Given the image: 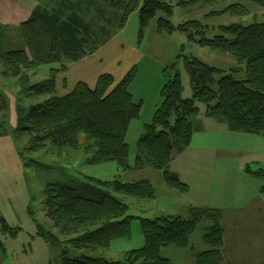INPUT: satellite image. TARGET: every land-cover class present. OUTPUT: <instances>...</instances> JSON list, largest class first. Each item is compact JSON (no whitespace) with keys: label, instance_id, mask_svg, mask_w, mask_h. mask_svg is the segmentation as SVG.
<instances>
[{"label":"trees","instance_id":"trees-1","mask_svg":"<svg viewBox=\"0 0 264 264\" xmlns=\"http://www.w3.org/2000/svg\"><path fill=\"white\" fill-rule=\"evenodd\" d=\"M37 1L30 19L17 28L25 44L23 49H5L6 31L10 29L0 25L2 76L18 79L26 101L38 99L30 103L29 108L19 106L17 132L28 139V152H38L47 143L58 149L77 146L80 134L84 133L94 139V144L86 145V153L93 155L90 163L117 160L126 166L130 151L127 132L132 121L140 118L143 108V101H135L130 90L136 67L119 82L114 75L103 74L94 88L80 82L65 95L57 91V77L66 72L70 64L95 55L125 27L135 11L140 18L141 37L150 22L161 14L157 19L159 30L179 31L192 42L233 55L240 64H246V77L239 79L235 76L238 70L227 74L197 58L185 57L193 90L192 98L188 99L182 95L178 62L166 68L169 77L161 91L162 102L138 142L139 168L149 164L164 173L165 182L172 188L186 190L187 186L170 167L177 154L190 146L195 132L203 129L198 103L206 105L208 117L226 124L231 131L264 137V22L211 28L193 20L174 26L169 19L174 6L168 0H143L142 3L140 0ZM227 1L191 0L178 5L199 2L217 6ZM247 1L264 8V0ZM247 13L244 5L235 3L212 11L207 17H242ZM216 29L219 34L208 38V31ZM53 64L60 67H52L48 79L33 82L41 66ZM3 97L0 93V102L5 101ZM33 163L45 168L39 162ZM258 175L263 176L264 172ZM111 187L141 198L155 197V187L150 181L104 182L71 175L67 180L47 186L46 217L62 238L52 231L39 235L52 246L65 244L57 264H172L161 255L162 249L189 247L191 237L206 221L211 222L204 236L209 249L197 254L196 264H227L223 254L222 212L197 207L190 208L186 217L140 219L144 247L126 253L123 261L108 260L104 250L109 249L114 240L130 237L134 218L125 216L129 207L112 194ZM0 230L17 235L1 216ZM0 250L5 253L1 240Z\"/></svg>","mask_w":264,"mask_h":264},{"label":"rangeland","instance_id":"rangeland-1","mask_svg":"<svg viewBox=\"0 0 264 264\" xmlns=\"http://www.w3.org/2000/svg\"><path fill=\"white\" fill-rule=\"evenodd\" d=\"M168 1L174 6V13L169 17L174 26L193 20L201 21L211 28L234 24L249 26L264 22V8L247 0H228L217 6H205L199 2L194 5H178L182 1L191 0ZM235 3L244 5L248 13L242 17H207L212 11ZM160 16L150 22L141 37L140 18L138 11H135L113 39V45L117 47H113L112 67L116 71L112 70V75L119 82L136 67V76L130 90L135 101H143L140 118L132 121L127 132L130 151L126 166L117 160L90 163L93 155L86 153V145L94 144V139L84 133L80 134L77 146L58 149L47 143L38 152H28V139L17 132L19 106L29 108L30 103H36L38 99L26 101L18 79L3 77L4 69L0 67V93L5 99L0 102V216L17 231V235L13 236L10 232L0 230V240L5 247V253L0 250V264H57L65 244L52 246L39 235L52 231L62 238L54 229L53 222L46 217L45 192L49 184L67 180L71 175L82 178L89 176L104 182L150 181L155 187L154 198L120 193L111 187L112 194L129 207L125 216L134 218L130 237L114 240L110 248L104 250V257L108 260L123 261L126 253L144 247L145 237L140 219L154 220L160 216L177 215L186 217L190 208L197 207L222 212L223 250L227 262L264 263V175H258L264 172V155H216L198 152V149L177 154V160L172 163L170 171L179 175L180 181L187 186L186 190L172 188L165 182L164 173L149 164L142 169L137 166L138 142L145 132V126L152 123L155 111L161 104V91L169 77L166 68L178 62L183 83L182 95L187 99L192 98L193 90L186 71L185 57L197 58L227 74L238 70L236 77H246V64H240L233 55L192 42L179 31L169 33L159 30L157 19ZM217 30H209L208 38L218 35ZM121 43L127 51L134 52L130 58H122L118 54V45ZM24 47L17 29L6 31L7 51ZM52 67L59 68L60 65L41 66L38 74L33 76V82L48 79ZM198 106L200 113H206L204 103H198ZM33 161L43 164L45 168H39ZM243 166L244 169H241ZM248 166L251 172L244 171ZM209 225V221L201 223L191 237L189 247L169 246L162 249L161 255L172 264H196L197 254L209 249L204 241L206 227Z\"/></svg>","mask_w":264,"mask_h":264},{"label":"crops","instance_id":"crops-1","mask_svg":"<svg viewBox=\"0 0 264 264\" xmlns=\"http://www.w3.org/2000/svg\"><path fill=\"white\" fill-rule=\"evenodd\" d=\"M37 5V0H0V25L13 30L19 28L30 19ZM115 37L102 46L95 55L71 65L66 72L57 77V91L60 95L71 93L80 82L87 83L94 88L101 75L112 74V70L116 71L115 67H112L113 47H117L113 45ZM125 48L123 43L118 45V54L122 58L125 56L130 58L134 52H129ZM199 121L202 122L203 129L195 132L190 146L183 153L198 149V152L215 153L216 155L218 153L220 155L242 153L264 155V137L233 132L227 125L208 117L206 113L199 114ZM241 169H244V166ZM244 171L251 172L249 166ZM225 262L232 263L227 260Z\"/></svg>","mask_w":264,"mask_h":264}]
</instances>
